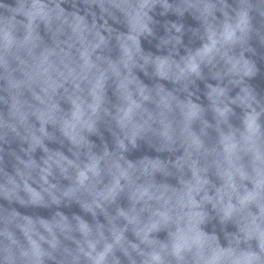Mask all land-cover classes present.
<instances>
[{"label":"water","instance_id":"1","mask_svg":"<svg viewBox=\"0 0 264 264\" xmlns=\"http://www.w3.org/2000/svg\"><path fill=\"white\" fill-rule=\"evenodd\" d=\"M0 264H264V0H0Z\"/></svg>","mask_w":264,"mask_h":264}]
</instances>
